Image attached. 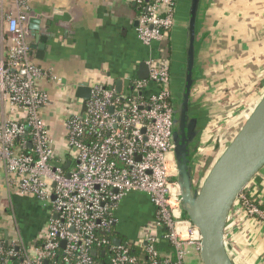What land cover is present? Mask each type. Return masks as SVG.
Wrapping results in <instances>:
<instances>
[{
    "label": "built area",
    "instance_id": "1",
    "mask_svg": "<svg viewBox=\"0 0 264 264\" xmlns=\"http://www.w3.org/2000/svg\"><path fill=\"white\" fill-rule=\"evenodd\" d=\"M177 1L139 0L138 37L145 46L158 43L162 54L147 63V80H131L133 93L128 94L94 83L83 116L80 99L76 108L62 113L68 155L75 163L70 169L58 161L52 130L44 117L55 103L39 86L48 75L33 59L26 33L27 0H17V13L9 15L5 25L2 22L0 93L12 115L0 122L4 185L10 195L15 192L39 201L49 218L37 240L26 243L13 215L16 236L6 238L9 250H5L0 234V264H11L10 259L19 256L22 264H94V250H108L110 264H139L128 244L116 245L109 236L118 222L115 211L131 193L146 195L156 209L155 219L135 242L146 251L149 264H185L191 252L200 255V232L182 218L174 181L169 44ZM2 15L0 2V20ZM53 80L63 86L62 79ZM150 86L157 91L148 95ZM237 203L250 216L264 219L247 189ZM162 229L167 231L163 237L174 248L176 260L162 257L156 248Z\"/></svg>",
    "mask_w": 264,
    "mask_h": 264
},
{
    "label": "crops",
    "instance_id": "2",
    "mask_svg": "<svg viewBox=\"0 0 264 264\" xmlns=\"http://www.w3.org/2000/svg\"><path fill=\"white\" fill-rule=\"evenodd\" d=\"M0 2L1 24L5 25L7 17L15 15L19 7L17 0ZM139 5V0H27L26 33L33 59L48 75L39 86L55 103L46 109L44 117L52 130L58 161L70 163L69 169L75 163L67 158L62 113L76 108L79 85L102 83L116 89L121 81V93L128 94L131 80L138 78L140 64L161 58L158 43L145 46L138 37ZM181 8L177 13L180 20L186 15L185 8ZM33 20L36 23H32ZM42 34L47 42L41 51L33 46L36 37ZM199 34L203 43L198 59L200 80L192 95L194 107L210 119L207 129L227 119L223 128L233 122L243 125L264 96V0H204ZM183 41L184 22L171 32L170 63L175 53L180 56ZM2 43L0 40V47ZM54 77L62 79L63 86H59ZM156 91L157 88L150 86L146 93ZM11 117L8 101L0 93V122ZM203 147L205 151L194 169L198 183L204 180L221 145L205 140ZM207 153L209 156L205 158ZM4 182L5 173L0 163V234L11 238L10 229L2 224L11 223L15 215L23 240L36 241L47 225L48 210L43 214L41 203L33 198L15 192L10 195ZM247 193L264 213V168L247 187ZM32 204L41 209L40 216H25V207ZM18 211L23 216V224ZM232 214L225 241L234 263L264 264V219L250 216L239 203ZM155 216L156 209L146 195L128 194L115 211L118 222L113 228V239L136 242L142 229ZM158 245L162 257L176 258L174 248L163 234ZM185 264L203 263L200 255L193 251L185 258Z\"/></svg>",
    "mask_w": 264,
    "mask_h": 264
},
{
    "label": "water",
    "instance_id": "3",
    "mask_svg": "<svg viewBox=\"0 0 264 264\" xmlns=\"http://www.w3.org/2000/svg\"><path fill=\"white\" fill-rule=\"evenodd\" d=\"M203 3L204 0H178L172 29L184 22L180 56L175 53L170 63L172 144L177 167L174 181L178 184L182 218L189 220L200 232L202 263L235 264L226 247L225 231L234 205L264 168V96L235 137L214 154L213 164L204 180L198 183L194 177L195 164L205 151L203 144L210 124L206 113L195 109L192 98L200 80L198 59L203 39L199 33ZM181 7L186 13L182 20L177 15ZM36 39L33 48L44 50L47 37L42 34ZM149 74V65L141 63L138 78L147 80ZM121 86L118 81L116 90L119 93ZM91 94L89 83L79 85L76 96L82 100V116L88 111ZM69 166L70 163L66 169ZM70 175L68 172L67 176ZM114 243L120 245L121 241L116 239ZM97 253L93 251V255Z\"/></svg>",
    "mask_w": 264,
    "mask_h": 264
},
{
    "label": "rangeland",
    "instance_id": "4",
    "mask_svg": "<svg viewBox=\"0 0 264 264\" xmlns=\"http://www.w3.org/2000/svg\"><path fill=\"white\" fill-rule=\"evenodd\" d=\"M229 121V119L227 120H222L220 123L219 121H217V124L214 123V125H212L208 130H207V136L205 137L206 141H215L217 142V145H221L220 149H218L216 151V153L219 152V150H223L224 146L227 145L228 141H231L235 135L238 133V131L241 128V124L242 123H237L235 124L234 122L231 123V125H229L226 128H223L226 126L227 122ZM222 143V144H221ZM225 143V144H223ZM209 154L207 153V155H205V158L208 157ZM45 206L43 204H41L40 208H44ZM36 207V204H32V205H28L25 207V216L29 217V216H35L38 215L40 216L42 214L41 209ZM44 210H47L46 208H44ZM19 212V211H18ZM17 212V216L19 217V221L21 224H23V216ZM25 222V220H24ZM3 227L10 229L11 231V237H15L16 236V232H15V224L12 221L10 222H3ZM0 228H1V224H0ZM145 228L142 229V231H144ZM141 231V232H142Z\"/></svg>",
    "mask_w": 264,
    "mask_h": 264
},
{
    "label": "trees",
    "instance_id": "5",
    "mask_svg": "<svg viewBox=\"0 0 264 264\" xmlns=\"http://www.w3.org/2000/svg\"><path fill=\"white\" fill-rule=\"evenodd\" d=\"M0 26H1V20H0ZM129 91H130V93H133V86H132V84H131V88H130ZM67 158L69 160H72V158L69 155H67ZM19 213H21V212H19ZM44 213H46V210H43V214ZM161 233L163 235H166L167 234L166 229H162L161 230ZM109 236L111 238H115V236L113 235V229H112V231H111V233H110ZM123 243L128 244L130 246L131 255L136 256L138 258L139 264H149V260H148V257H147V253L144 250V248H141V247L136 246L135 241H125L124 240ZM113 245H114V243H113ZM155 245H156V248L159 247L158 243H156ZM3 246H4L5 250H9V245L7 244V240H6L5 237L3 238ZM170 258L172 260H176L175 257H170ZM93 260H94V264H110L111 263V256H110L108 250H107V252H105V254H103V251H102L100 253H97V255H93ZM10 263L11 264H22V257L19 256V258H14V259L11 258L10 259Z\"/></svg>",
    "mask_w": 264,
    "mask_h": 264
}]
</instances>
